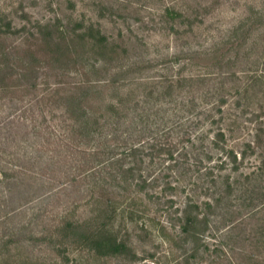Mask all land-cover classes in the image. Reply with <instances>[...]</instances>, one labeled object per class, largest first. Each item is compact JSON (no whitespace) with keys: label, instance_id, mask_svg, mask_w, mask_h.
Here are the masks:
<instances>
[{"label":"rangeland","instance_id":"374dc122","mask_svg":"<svg viewBox=\"0 0 264 264\" xmlns=\"http://www.w3.org/2000/svg\"><path fill=\"white\" fill-rule=\"evenodd\" d=\"M0 25V264H264V215L228 230L213 259L191 257L165 197L136 187L176 169L113 150L148 92L171 86V106L219 87L227 101L222 75L264 70V0H0ZM251 102L260 112L264 94ZM128 166L140 169L124 178ZM129 197L143 212L101 213ZM104 223L124 254L96 252Z\"/></svg>","mask_w":264,"mask_h":264},{"label":"trees","instance_id":"16d2710c","mask_svg":"<svg viewBox=\"0 0 264 264\" xmlns=\"http://www.w3.org/2000/svg\"><path fill=\"white\" fill-rule=\"evenodd\" d=\"M4 27L0 25V32ZM222 76L234 84L225 94L227 101L219 87L206 92L201 102L171 106L164 100L172 96L171 86L164 93L148 92L145 100L132 108L134 121L124 132L126 140L113 146V150L121 149L119 155L124 157L144 151L161 154L163 164L176 169L172 180L168 173L162 177L141 173L136 187L140 192L149 189L146 196L165 197L169 227L178 243L191 246V257L206 250L209 260L221 251L222 236H228V230L237 228L243 219L264 215V107L258 106L259 112L251 105L258 93L264 94V70ZM167 82L164 77L162 83ZM111 109L116 116L121 114L118 105ZM89 124L86 121L83 126ZM139 133L141 140H132ZM138 169L128 166L122 172L124 178ZM157 185L162 186L160 192L152 190ZM136 200L140 199L129 197L121 208L111 203L101 213L106 217L127 214L131 219L143 212ZM109 227L104 223L94 232L96 252L124 254L129 247L111 235Z\"/></svg>","mask_w":264,"mask_h":264}]
</instances>
